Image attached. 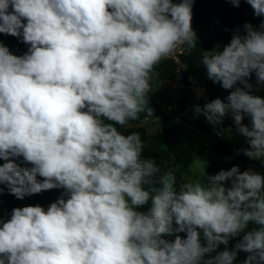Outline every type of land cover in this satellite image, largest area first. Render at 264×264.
I'll list each match as a JSON object with an SVG mask.
<instances>
[{
  "label": "clouds",
  "instance_id": "obj_1",
  "mask_svg": "<svg viewBox=\"0 0 264 264\" xmlns=\"http://www.w3.org/2000/svg\"><path fill=\"white\" fill-rule=\"evenodd\" d=\"M193 2L0 0V33L30 45L16 56L0 44V185L17 199L63 190L47 209L18 207L0 219V264H234L240 251L242 264H264V176L203 169V179L177 187L171 171L142 156L139 133L115 126L152 115L155 68L178 47H197ZM246 2L264 16V0ZM244 31L201 58L213 82L244 87L194 111L214 126L231 114L247 138L243 153L261 159L264 98L248 80L254 73L264 83V23ZM20 157L31 167L12 159Z\"/></svg>",
  "mask_w": 264,
  "mask_h": 264
},
{
  "label": "trees",
  "instance_id": "obj_2",
  "mask_svg": "<svg viewBox=\"0 0 264 264\" xmlns=\"http://www.w3.org/2000/svg\"><path fill=\"white\" fill-rule=\"evenodd\" d=\"M179 3L180 0H173ZM192 28L197 35V47L191 54L185 56L188 72L196 76L200 85L205 87L207 100L198 99L192 101L188 92H181L175 101L171 111L153 112L140 114V118L130 121L125 127L115 125L122 134L128 135L139 133L144 145L142 156L154 159L157 166L161 168V174L171 171L176 176L177 187L185 182L182 178L184 171L192 165L195 157L200 155L206 159L205 173L215 175L221 170H229L233 166H238L241 172L247 170L249 164L255 163L252 158L246 156L242 149L248 147L247 138L236 131V126L231 114L223 119L219 126L210 124L203 115H197L194 111L199 105L201 108L205 103L220 98L227 102V97L233 89H224L219 82H213L207 76V69L203 66L201 58L203 52H209L213 45L219 42H230L233 35L239 30V34L244 35V25L250 23L257 29L264 23V16H256L254 10L246 0H240L238 7L230 3V0H194L192 6ZM0 44L6 47L9 52L16 56H23L29 52L30 45L23 42L22 37H14L0 33ZM174 64L171 61L163 60L154 70L152 88L169 80L174 74ZM255 76V74L253 73ZM145 117H158L161 122L160 133H147L145 128L139 125L140 119ZM108 122V121H106ZM242 123L251 127L250 117L244 116ZM232 129L234 134L230 140L224 141L222 135H218L220 130ZM212 140L211 145L207 141ZM231 158V160H230ZM20 167H31L23 161V158H12ZM7 161L0 159V165ZM38 179H42L39 178ZM4 193L0 195V219H9L14 208L40 205L44 208L49 206L54 200L63 194L62 189H52L39 194L25 196L17 199L8 192L4 185ZM150 202L140 208V211L147 212ZM175 226V225H174ZM256 225L250 223L247 230L255 228ZM175 235H166L163 238L172 241ZM182 238H186V233H178ZM242 235L229 242V249L234 247ZM203 242V240H202ZM224 245H220L217 251L224 250ZM248 253L238 252L234 264H242Z\"/></svg>",
  "mask_w": 264,
  "mask_h": 264
},
{
  "label": "built area",
  "instance_id": "obj_3",
  "mask_svg": "<svg viewBox=\"0 0 264 264\" xmlns=\"http://www.w3.org/2000/svg\"><path fill=\"white\" fill-rule=\"evenodd\" d=\"M187 54L188 52L185 51L184 46H180L173 55L165 59L171 61L175 67L173 77L161 83L166 91L165 111L169 112L173 110L175 101L181 92H188L192 101L198 99L207 100L205 87L199 84L194 74L188 72L185 62V56ZM175 95L176 98H174Z\"/></svg>",
  "mask_w": 264,
  "mask_h": 264
},
{
  "label": "rangeland",
  "instance_id": "obj_4",
  "mask_svg": "<svg viewBox=\"0 0 264 264\" xmlns=\"http://www.w3.org/2000/svg\"><path fill=\"white\" fill-rule=\"evenodd\" d=\"M228 43H230V42H227V43L219 42V43H216V46H215V44L213 46L217 47V45H227ZM215 47H214V49H215ZM176 95L174 98H176ZM165 105H166V91L163 88V86L161 84H159L156 87H154L151 92H149V94H148V105L147 106L149 108H151L153 110V112H160V111L162 112L164 110ZM143 113H147V111H145ZM221 139L224 141L230 140L229 129L223 131V135H222ZM211 144H212V140H208L207 145L209 146ZM198 160L203 162V164L200 163ZM253 160L255 161V163L249 164V166L251 168V169L250 168L249 169L255 173L257 172V173L261 174L262 171H264V158L253 159ZM206 164H207L206 159L200 155H197L195 157L192 165L189 167V169L183 172V174H182L183 180L187 181L189 179H195L197 175H200L201 178L203 179V169L205 171ZM226 186H231V184L229 182H226ZM61 196L62 195H59L54 200V202L57 201V199L60 198ZM47 207L45 209H47Z\"/></svg>",
  "mask_w": 264,
  "mask_h": 264
},
{
  "label": "crops",
  "instance_id": "obj_5",
  "mask_svg": "<svg viewBox=\"0 0 264 264\" xmlns=\"http://www.w3.org/2000/svg\"><path fill=\"white\" fill-rule=\"evenodd\" d=\"M259 28H260V26L257 29H259ZM215 46H216V44H215ZM215 46L212 47L211 51H214V50L222 51L224 46H226V45H219L218 49ZM214 47H215V49H214ZM248 82L252 85L251 94L258 95L261 98H264V83H258L256 77L253 74L249 78ZM237 87L243 88L244 86H243V84H240L238 82ZM245 90H247V89H245ZM138 124L143 126L145 128L146 132L149 134L161 132V122H160V119L158 117H145V116H143L140 119ZM229 131H230V137H231L234 134V131L232 129H229ZM249 168H250V166L247 167L248 170L251 169V168L250 169ZM260 175L264 176V171H262V173ZM227 182H229L231 184V181H227Z\"/></svg>",
  "mask_w": 264,
  "mask_h": 264
},
{
  "label": "water",
  "instance_id": "obj_6",
  "mask_svg": "<svg viewBox=\"0 0 264 264\" xmlns=\"http://www.w3.org/2000/svg\"><path fill=\"white\" fill-rule=\"evenodd\" d=\"M231 183H232V181H231Z\"/></svg>",
  "mask_w": 264,
  "mask_h": 264
}]
</instances>
